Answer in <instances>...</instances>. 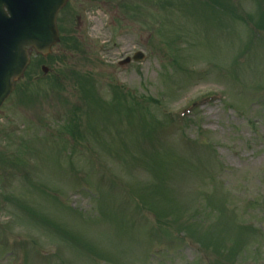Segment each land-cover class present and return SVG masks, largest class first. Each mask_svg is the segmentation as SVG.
I'll use <instances>...</instances> for the list:
<instances>
[{
    "label": "rangeland",
    "instance_id": "1",
    "mask_svg": "<svg viewBox=\"0 0 264 264\" xmlns=\"http://www.w3.org/2000/svg\"><path fill=\"white\" fill-rule=\"evenodd\" d=\"M57 26L0 109V264H264V0H70Z\"/></svg>",
    "mask_w": 264,
    "mask_h": 264
},
{
    "label": "water",
    "instance_id": "2",
    "mask_svg": "<svg viewBox=\"0 0 264 264\" xmlns=\"http://www.w3.org/2000/svg\"><path fill=\"white\" fill-rule=\"evenodd\" d=\"M65 1L0 0V106L28 63L24 47L46 54L56 42L55 15Z\"/></svg>",
    "mask_w": 264,
    "mask_h": 264
}]
</instances>
